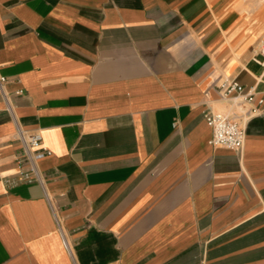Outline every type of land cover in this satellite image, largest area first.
I'll return each mask as SVG.
<instances>
[{"label":"crops","instance_id":"obj_1","mask_svg":"<svg viewBox=\"0 0 264 264\" xmlns=\"http://www.w3.org/2000/svg\"><path fill=\"white\" fill-rule=\"evenodd\" d=\"M262 37L236 0H0V264H264V107L217 89L264 94ZM208 108L241 115L240 151Z\"/></svg>","mask_w":264,"mask_h":264},{"label":"built area","instance_id":"obj_2","mask_svg":"<svg viewBox=\"0 0 264 264\" xmlns=\"http://www.w3.org/2000/svg\"><path fill=\"white\" fill-rule=\"evenodd\" d=\"M251 59L264 67V37L260 39ZM6 78L0 75V96L5 103V108L12 114L8 95L4 90ZM219 95L223 98L249 103L255 108L264 107V94L256 92L254 86L240 84L235 79L223 78L218 84ZM18 88L15 94H21ZM238 113L234 111H214L210 108L204 112V120L211 128V137L208 143L212 146L226 147L240 151L244 145L245 128ZM15 136L20 143L22 155L16 159L19 168L18 174L25 181H36L42 186L41 172L37 160L49 154V150L42 146V137L38 131H26L15 124Z\"/></svg>","mask_w":264,"mask_h":264},{"label":"rangeland","instance_id":"obj_3","mask_svg":"<svg viewBox=\"0 0 264 264\" xmlns=\"http://www.w3.org/2000/svg\"><path fill=\"white\" fill-rule=\"evenodd\" d=\"M241 23L257 28L259 36H264V0H236Z\"/></svg>","mask_w":264,"mask_h":264}]
</instances>
